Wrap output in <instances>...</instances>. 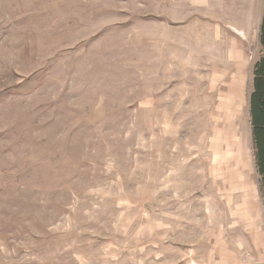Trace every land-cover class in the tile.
<instances>
[{"label":"rangeland","instance_id":"1","mask_svg":"<svg viewBox=\"0 0 264 264\" xmlns=\"http://www.w3.org/2000/svg\"><path fill=\"white\" fill-rule=\"evenodd\" d=\"M223 2L0 0V264H264L229 98L264 0L244 56Z\"/></svg>","mask_w":264,"mask_h":264},{"label":"crops","instance_id":"2","mask_svg":"<svg viewBox=\"0 0 264 264\" xmlns=\"http://www.w3.org/2000/svg\"><path fill=\"white\" fill-rule=\"evenodd\" d=\"M204 1V8L205 10H208V7L210 8V11L218 6V1L220 2V7L223 5V0H203ZM247 1V2H246ZM253 0H244L242 6H241V12L242 13V22L240 24H236L234 21L236 20L235 16L232 22H229L230 24L234 26H228V27H234L240 30L241 33H243L241 39L235 38L233 43H231V46L234 47V44L236 48H238V51L241 52V54L244 56L247 50L252 45V38H249L248 35L252 32L251 24H252V5ZM233 6L232 8H234ZM214 11V10H213ZM228 12H232L228 10ZM247 12L246 15H244ZM229 13V15H230ZM239 17V14H238ZM222 29L228 30L227 26H221ZM262 46V45H261ZM264 50V46H262ZM229 50V48L227 49ZM226 51V48L223 50V52ZM264 54L259 55L255 63L260 60V58ZM247 59V56H246ZM254 63V65H255ZM252 73V74H251ZM250 75V76H249ZM254 67L253 70H250V73L248 71L245 72L244 80L241 84L236 86L235 92L237 93L235 96H232L229 98H236L237 99V119L240 120V123L242 124L243 132L239 137V145L241 146L243 150V156L244 159L247 161V169L250 174V179H248L246 182L244 181L245 186H243V189H237L233 190L234 193H236L237 197L240 198V202H242V199L244 196L246 197L247 202L250 204L253 203V210L249 213L250 218H248L249 223L247 224V229L243 228H236V236L230 235V239L237 243V249L239 250H246L253 254L255 257V260L258 258V256L262 253H264V228L262 226L261 221V214L260 209L258 207L259 201L263 200L262 192H261V178L262 175L259 172V166H258V160L257 156L259 153V144L257 142V138L255 136V125L254 121L252 119V111H251V96L254 91ZM221 96H216L211 98L212 104L215 103L216 99H220ZM213 118V117H212ZM211 118V119H212ZM253 170L257 173L258 176V184L255 185L254 181V173ZM243 219V218H242ZM238 226V225H237Z\"/></svg>","mask_w":264,"mask_h":264},{"label":"trees","instance_id":"3","mask_svg":"<svg viewBox=\"0 0 264 264\" xmlns=\"http://www.w3.org/2000/svg\"><path fill=\"white\" fill-rule=\"evenodd\" d=\"M259 39L264 46V6L259 30ZM254 91L251 96L252 119L255 136L259 144L257 156L261 178V192L264 200V55L254 65Z\"/></svg>","mask_w":264,"mask_h":264}]
</instances>
